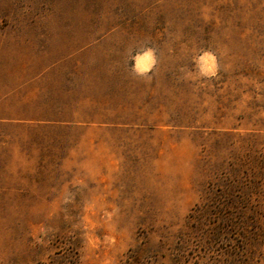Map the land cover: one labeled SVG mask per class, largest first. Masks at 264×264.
Returning a JSON list of instances; mask_svg holds the SVG:
<instances>
[{
    "label": "rangeland",
    "instance_id": "rangeland-1",
    "mask_svg": "<svg viewBox=\"0 0 264 264\" xmlns=\"http://www.w3.org/2000/svg\"><path fill=\"white\" fill-rule=\"evenodd\" d=\"M0 264H264V0H0Z\"/></svg>",
    "mask_w": 264,
    "mask_h": 264
},
{
    "label": "clouds",
    "instance_id": "clouds-1",
    "mask_svg": "<svg viewBox=\"0 0 264 264\" xmlns=\"http://www.w3.org/2000/svg\"><path fill=\"white\" fill-rule=\"evenodd\" d=\"M151 61V53L146 52L143 56L137 58L138 67L146 68Z\"/></svg>",
    "mask_w": 264,
    "mask_h": 264
}]
</instances>
